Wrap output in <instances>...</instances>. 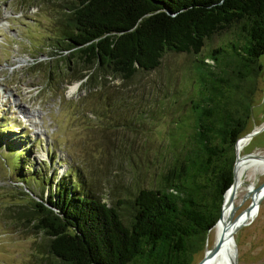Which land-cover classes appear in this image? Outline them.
<instances>
[{
	"label": "trees",
	"instance_id": "1",
	"mask_svg": "<svg viewBox=\"0 0 264 264\" xmlns=\"http://www.w3.org/2000/svg\"><path fill=\"white\" fill-rule=\"evenodd\" d=\"M58 1L55 69L96 94L101 104L91 113L120 98L103 89L107 78L156 68L167 51L192 56L179 85L168 77L171 91L162 95L181 99L185 110L170 117L155 156L161 166L134 193L126 223L118 199L108 203L80 179H55V171L46 194L26 195L20 210L4 216L39 235L34 250L49 257L39 264H187L218 220L235 139L248 131L264 51V0ZM229 27L230 38L200 55L206 39ZM32 172L15 181L32 183ZM36 177L40 186L43 176Z\"/></svg>",
	"mask_w": 264,
	"mask_h": 264
},
{
	"label": "rangeland",
	"instance_id": "2",
	"mask_svg": "<svg viewBox=\"0 0 264 264\" xmlns=\"http://www.w3.org/2000/svg\"><path fill=\"white\" fill-rule=\"evenodd\" d=\"M61 4L58 0H0V264H39L49 258L34 250L38 234L4 215L20 210L26 195L46 194L52 171L55 179L59 175L80 179L108 203L118 199L117 210L126 223L134 193L149 184L152 172L161 166L155 156L166 138L170 117L185 110L181 99L172 103L162 95L171 91L168 77L179 85L192 56L167 51L156 68L138 70L126 80L107 78L103 89L120 98L91 113L89 108L98 110L101 104L96 94L55 69L61 62L51 43L58 36ZM230 37L231 27L217 31L205 40L200 55ZM258 61L261 71L252 93L248 131L264 123V51ZM248 151L264 155V128L242 145L240 154ZM16 159L21 167H16L20 166ZM30 171L35 174L26 181L37 187L15 181L16 175ZM248 173L237 190L233 221L252 201L256 190L252 181L257 184L264 178V167L249 168ZM39 174L43 176L40 186L39 177L34 178ZM210 229L207 246L213 242ZM232 236L235 264L264 263V195L248 222ZM206 241L187 264L203 255Z\"/></svg>",
	"mask_w": 264,
	"mask_h": 264
},
{
	"label": "bare ground",
	"instance_id": "3",
	"mask_svg": "<svg viewBox=\"0 0 264 264\" xmlns=\"http://www.w3.org/2000/svg\"><path fill=\"white\" fill-rule=\"evenodd\" d=\"M75 86L71 88L73 91ZM243 139H240L237 143L238 154L240 155V150L243 145ZM256 166L264 167V155L257 153L255 157L251 158H242L239 156L238 161L234 170V184L231 188H228L224 194V203L221 209V215L216 221V223L211 228L212 230V238L213 240L222 232L225 231V239L220 247V249L210 257L203 264H232L231 258L234 254V244L232 239H230V235L232 238L233 230L232 227L236 222H241V224H245L248 222L249 218L254 214V210L257 208L255 206V201L260 195V189L255 190V194L253 196L252 201L243 211V213L236 219L232 220V217L235 214V206L234 201L237 196V190L240 187L241 183L244 181L246 177L249 178L248 170L249 168H254ZM262 174V173H261ZM250 188H252L250 186ZM248 191V190H247ZM234 237V236H233ZM211 240V239H210ZM211 245L207 246V241L205 243L204 252H207L210 249Z\"/></svg>",
	"mask_w": 264,
	"mask_h": 264
},
{
	"label": "water",
	"instance_id": "4",
	"mask_svg": "<svg viewBox=\"0 0 264 264\" xmlns=\"http://www.w3.org/2000/svg\"><path fill=\"white\" fill-rule=\"evenodd\" d=\"M264 128V123L263 125L261 126H258L257 128L255 129H251L250 131L244 133L243 135L237 137L235 139V142H234V160H233V164H232V180L230 182V184L228 185V187L226 188V190L228 188H231L234 184V170H235V166H236V163L238 161V158L239 156H241L242 158H251V157H255L257 154L254 153V152H251V151H248V152H244L242 154H238V150H237V143L240 139H243L244 143L247 142L249 140L250 137H252L254 134L258 133L259 131H261L262 129ZM243 143V144H244ZM252 184H254L255 186H253L254 188L253 189H260V195L259 197L257 198V200L255 201V206L257 207L258 203H259V200L262 198V196L264 195V178L256 184V181L253 180L252 181ZM252 184L250 186H252ZM226 190L224 191L223 193V198H222V202H221V206H220V211H219V215L217 217V219L220 217L221 215V209H222V205L224 203V194L226 192ZM216 219V220H217ZM215 223V222H214ZM241 225V222H236L233 227H232V230L235 231L236 228L238 226ZM233 235V234H232ZM230 239H232L233 241V236L231 238V235L229 236ZM225 239V231H222L212 242L211 244V247L210 249L207 251V252H203V255L196 261L194 262L193 264H203L204 262H206L210 257H212L221 247L223 241ZM234 244V242H233ZM232 260V264H235V251H234V254H233V257L231 258Z\"/></svg>",
	"mask_w": 264,
	"mask_h": 264
}]
</instances>
